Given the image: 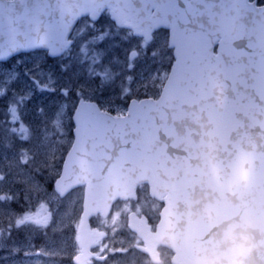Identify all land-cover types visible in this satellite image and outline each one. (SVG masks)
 <instances>
[{
  "label": "water",
  "instance_id": "obj_1",
  "mask_svg": "<svg viewBox=\"0 0 264 264\" xmlns=\"http://www.w3.org/2000/svg\"><path fill=\"white\" fill-rule=\"evenodd\" d=\"M109 9L175 58L157 99L122 116L81 99L55 188L84 185V216L136 195H165L157 241L176 264H264V6L250 0H0V62L60 56L82 17ZM216 47V51L214 48Z\"/></svg>",
  "mask_w": 264,
  "mask_h": 264
},
{
  "label": "rangeland",
  "instance_id": "obj_2",
  "mask_svg": "<svg viewBox=\"0 0 264 264\" xmlns=\"http://www.w3.org/2000/svg\"><path fill=\"white\" fill-rule=\"evenodd\" d=\"M112 24L102 15L77 26L58 58L36 51L0 63V264H69L62 258L72 253L68 214L78 191L59 199L53 181L73 142L76 103L84 98L123 114L130 98H153L167 73V32L146 43L116 34ZM133 49L138 56L130 59ZM48 227L67 233L45 244L41 231Z\"/></svg>",
  "mask_w": 264,
  "mask_h": 264
},
{
  "label": "flooded vegetation",
  "instance_id": "obj_3",
  "mask_svg": "<svg viewBox=\"0 0 264 264\" xmlns=\"http://www.w3.org/2000/svg\"><path fill=\"white\" fill-rule=\"evenodd\" d=\"M72 206L68 221L72 224V253L69 264H175L173 250L157 241L155 233L161 223L162 197L152 196L147 184L139 185L136 197L118 198L107 214L96 213L82 218V195ZM58 195L62 200L68 198ZM41 231L46 240L58 241L60 229L48 227ZM37 245L41 255L47 254ZM19 256V254L17 253ZM46 258H48L46 256Z\"/></svg>",
  "mask_w": 264,
  "mask_h": 264
},
{
  "label": "trees",
  "instance_id": "obj_4",
  "mask_svg": "<svg viewBox=\"0 0 264 264\" xmlns=\"http://www.w3.org/2000/svg\"><path fill=\"white\" fill-rule=\"evenodd\" d=\"M84 22H89L90 23V21L87 19V18H83V19H81L80 21H79V23H78V25L77 26H79V25H81L82 23H84ZM118 32H121L118 28H116V34H120V33H118ZM75 34H76V30L73 32V34H72V38H73V40H74V36H75ZM93 34H95L96 36L97 35H99V33L98 32H95V33H93ZM115 34V35H116ZM86 36H90V33H86Z\"/></svg>",
  "mask_w": 264,
  "mask_h": 264
},
{
  "label": "bare ground",
  "instance_id": "obj_5",
  "mask_svg": "<svg viewBox=\"0 0 264 264\" xmlns=\"http://www.w3.org/2000/svg\"><path fill=\"white\" fill-rule=\"evenodd\" d=\"M29 177V176H28ZM25 238V237H24Z\"/></svg>",
  "mask_w": 264,
  "mask_h": 264
}]
</instances>
